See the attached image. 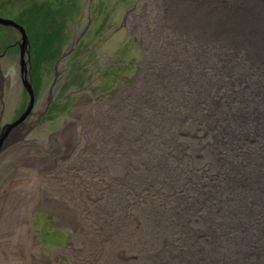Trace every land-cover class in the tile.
<instances>
[{
	"label": "rangeland",
	"instance_id": "rangeland-1",
	"mask_svg": "<svg viewBox=\"0 0 264 264\" xmlns=\"http://www.w3.org/2000/svg\"><path fill=\"white\" fill-rule=\"evenodd\" d=\"M185 1L196 6L201 3L199 0H0V17L19 23L27 34L35 92L33 123L29 124L32 130L14 135L0 151V264L99 263L102 255L96 256L97 250L85 252V244L78 245L82 234L88 231V223L98 232L97 236L109 232L103 238L107 242L104 245L117 240L120 228L113 231L114 218L102 220L101 214L95 213L92 221H83L79 216L83 197L75 191L66 194L57 185L137 184L131 174L121 175L119 164L131 157L127 164L134 170H139L138 167L145 170L147 166L142 162L136 165V161L151 154L146 144L125 154L134 146H122L117 143L121 138L113 140L110 138L113 134L108 136L105 132L98 140L92 136L93 132H88V127H96L93 115L103 114L102 110L118 104L116 101L120 99L123 102L120 114L126 115L130 109L137 116L147 114L148 106L161 97V83L157 91L137 87L152 78V69L161 73L164 60L168 66L176 62L182 65L179 74L169 78L186 76V63L180 56L184 46L177 39L190 35L180 26L181 14L177 12ZM19 41L16 29L0 25V85L4 93L0 126L15 121L28 100L19 72ZM62 54L65 57L58 60ZM232 60L227 75L235 65L244 68L247 63L243 58ZM209 64L205 60L200 62L203 70ZM186 78L188 86L195 84L205 89V81L196 82L192 74ZM183 98L184 107L192 110L191 103L197 97L183 95ZM199 99L205 100L217 117L221 111L230 115V122L241 117L237 108L240 99L229 103L223 95L214 97L218 101L215 102L205 94ZM232 127L231 123L223 132L231 136ZM184 136L191 141L190 132ZM231 139L234 140L232 136ZM200 158L217 160L214 153H203ZM236 158L242 160L244 156ZM243 163L236 170L240 175L251 171V164ZM169 169L171 165L165 170ZM149 170L150 167L145 171ZM91 175L98 181L85 182ZM128 261L139 263L138 256Z\"/></svg>",
	"mask_w": 264,
	"mask_h": 264
},
{
	"label": "bare ground",
	"instance_id": "bare-ground-1",
	"mask_svg": "<svg viewBox=\"0 0 264 264\" xmlns=\"http://www.w3.org/2000/svg\"><path fill=\"white\" fill-rule=\"evenodd\" d=\"M199 1V6L187 1L178 6L180 26L190 35L177 39L184 46L180 56L186 63V76L192 74L196 82L205 81V89L193 81L194 85L188 86L186 76L169 78L176 77L182 65L176 62L168 66L164 60L161 73L152 69V78L137 87L157 91L161 83V97L148 106L147 114L137 116L133 109L120 114V99L118 104L102 110L103 114L93 115L96 127H88L98 140L104 132L113 134V140H127L117 141L122 146H134L125 154L136 152L135 148L145 143L151 154L141 157L136 165L142 162L147 166L145 170H150L138 166L139 170H134L127 164L130 157L120 161L119 172L123 177L131 174L136 185H57L66 194L75 191L83 197L79 211L83 221H92L93 215L100 213L102 220L114 218L113 231L120 228L117 240L107 246L103 238L109 232L97 236L98 232L87 224L88 231L78 245L85 244V252L97 250L95 255H102L96 264H264V0ZM235 57L247 63L244 68L235 65L227 75ZM203 60L210 63L207 70L200 65ZM222 61H226L223 66ZM165 65L168 67L163 68ZM26 78L35 99L30 57ZM202 94L215 102L214 97L223 95L229 103L240 99L237 108L241 117L230 122L225 112L215 116L206 101L199 99ZM183 95L197 97L191 103L192 110L184 107ZM32 113L33 109L28 117ZM231 123L234 140L223 132ZM19 125L8 134L32 130V126L21 129ZM187 132L192 134L191 141H186ZM203 153H214L217 160L200 158ZM237 155L244 158L239 160ZM243 162L251 164V171L240 175L236 170ZM169 165L171 169L165 170ZM88 181L98 180L91 175L85 179ZM137 256L139 263L128 261Z\"/></svg>",
	"mask_w": 264,
	"mask_h": 264
},
{
	"label": "water",
	"instance_id": "water-1",
	"mask_svg": "<svg viewBox=\"0 0 264 264\" xmlns=\"http://www.w3.org/2000/svg\"><path fill=\"white\" fill-rule=\"evenodd\" d=\"M0 23L2 25H6V26H12L14 29H16L21 37H20V41H19V67H20V71L23 74L24 78H23V85L26 89V92L28 94V105L26 106L25 111L18 117V119H16L15 123H11V124H7L3 127L2 132L0 133V151L2 149L3 146V141L6 138L9 130L16 124H21L32 112L33 106H34V95H33V91L31 89V85L29 83V81H27L26 78V73H27V63H29V45H28V37L27 34L24 30V28L21 25H17L15 23V21L13 20H8V19H1L0 18ZM27 56V59L25 58ZM56 80V74L54 76V81Z\"/></svg>",
	"mask_w": 264,
	"mask_h": 264
},
{
	"label": "flooded vegetation",
	"instance_id": "flooded-vegetation-1",
	"mask_svg": "<svg viewBox=\"0 0 264 264\" xmlns=\"http://www.w3.org/2000/svg\"><path fill=\"white\" fill-rule=\"evenodd\" d=\"M2 87V85H0V105H2V103H3V97H4V93H3V91H1V88ZM18 118V117H17ZM33 123V120H32V115L30 116V117H28L27 118V120H25L22 124H20L19 126H20V128L22 129V128H26V127H28V128H30V126H29V124H32ZM2 127H3V125L2 126H0V133L2 132ZM28 131V130H27ZM13 137V135L12 134H8L7 136H6V138L4 139V141H3V148L4 147H6L7 145H8V143L10 142V140H11V138Z\"/></svg>",
	"mask_w": 264,
	"mask_h": 264
},
{
	"label": "trees",
	"instance_id": "trees-1",
	"mask_svg": "<svg viewBox=\"0 0 264 264\" xmlns=\"http://www.w3.org/2000/svg\"><path fill=\"white\" fill-rule=\"evenodd\" d=\"M32 62H33V61H32ZM32 62H31V72H32V67H33Z\"/></svg>",
	"mask_w": 264,
	"mask_h": 264
}]
</instances>
